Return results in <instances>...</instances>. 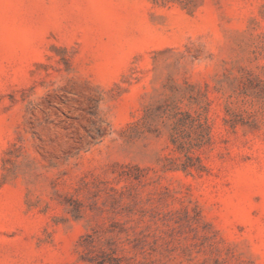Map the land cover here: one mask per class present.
Instances as JSON below:
<instances>
[{"label":"rangeland","instance_id":"374dc122","mask_svg":"<svg viewBox=\"0 0 264 264\" xmlns=\"http://www.w3.org/2000/svg\"><path fill=\"white\" fill-rule=\"evenodd\" d=\"M0 264H264V0H0Z\"/></svg>","mask_w":264,"mask_h":264}]
</instances>
